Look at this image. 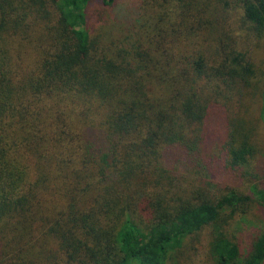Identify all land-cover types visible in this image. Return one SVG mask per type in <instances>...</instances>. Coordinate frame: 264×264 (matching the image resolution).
Here are the masks:
<instances>
[{
	"label": "trees",
	"instance_id": "16d2710c",
	"mask_svg": "<svg viewBox=\"0 0 264 264\" xmlns=\"http://www.w3.org/2000/svg\"><path fill=\"white\" fill-rule=\"evenodd\" d=\"M115 3L0 0V264H264V0Z\"/></svg>",
	"mask_w": 264,
	"mask_h": 264
},
{
	"label": "rangeland",
	"instance_id": "374dc122",
	"mask_svg": "<svg viewBox=\"0 0 264 264\" xmlns=\"http://www.w3.org/2000/svg\"><path fill=\"white\" fill-rule=\"evenodd\" d=\"M97 7L99 6L97 5L93 7V13L96 14V17L97 10L99 9ZM108 11L111 18L114 20L113 24H122L126 14H129L130 17H135V12L139 11L138 0H116L115 6ZM106 28L111 29L110 26H106L105 30ZM114 32L116 31L114 30ZM256 107L259 106L256 105ZM262 121L258 133L261 137L259 140L261 141L262 139L264 142V111ZM256 167L258 174L256 182L259 189L251 190L250 194L257 202L253 204L249 213L237 218L234 222H231L227 228L228 235L234 236V239L233 237L232 239L237 243L243 255L249 251L252 240L264 228V164L258 165V163H256ZM211 233L212 228L205 227L199 234L186 239L182 251L178 254V258L176 259L177 264H214V258L210 253L209 245L212 238ZM170 264L173 263L171 262Z\"/></svg>",
	"mask_w": 264,
	"mask_h": 264
}]
</instances>
